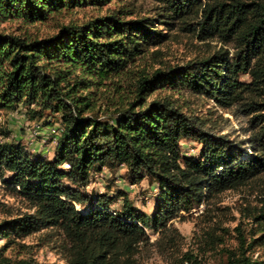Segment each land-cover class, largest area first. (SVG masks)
I'll list each match as a JSON object with an SVG mask.
<instances>
[{
	"label": "trees",
	"instance_id": "obj_1",
	"mask_svg": "<svg viewBox=\"0 0 264 264\" xmlns=\"http://www.w3.org/2000/svg\"><path fill=\"white\" fill-rule=\"evenodd\" d=\"M112 1L0 0V22H45L64 11ZM151 1L202 41L231 45L233 55L218 52L181 67L143 71L135 97L104 119L109 111L98 107L91 90L123 74L147 46L167 39L154 30L153 20L121 21L113 13L31 41L0 32V111L22 106L33 119L50 112L61 116L63 126L52 161L29 154L21 142L0 140V181L32 210L3 221V239L59 229L68 243L69 264H140L142 249L151 245L147 230L166 236L182 213L264 176V0ZM54 65L65 69L52 71ZM161 87L187 89L232 110L236 120L244 116L248 142L205 129L170 100L148 101ZM182 139L202 146L198 158L182 156ZM121 166L133 184L156 183L152 215L136 208L126 192H120L123 205L115 211L117 197L86 191L92 173ZM0 264H7L1 250ZM229 264L264 263L238 256Z\"/></svg>",
	"mask_w": 264,
	"mask_h": 264
},
{
	"label": "rangeland",
	"instance_id": "obj_2",
	"mask_svg": "<svg viewBox=\"0 0 264 264\" xmlns=\"http://www.w3.org/2000/svg\"><path fill=\"white\" fill-rule=\"evenodd\" d=\"M113 13L121 21L153 20L154 30L168 37L159 45L147 46L145 53L129 64L123 74L103 86L93 87L92 97L98 107L103 112L109 111L107 115L105 112L101 115L102 119L135 97L134 86L143 71L152 74L158 69L181 67L218 52H229V57L233 55L231 45L218 39L202 41L195 34L184 31L176 21L167 18L163 7L151 0H113L100 8L64 11L45 22L29 23L21 18L4 20L0 22V32L27 41L45 39L56 35L61 26L84 25ZM64 69V66L54 65L51 70ZM77 75L81 76V73ZM240 80L248 82L250 78L241 76ZM154 99L172 101L189 118L201 121L205 129L222 132L231 141L247 143L249 140L244 130L248 128L247 119L240 116L236 120L232 110L221 108L216 100L187 89L170 87H161L149 93L147 100ZM43 114L44 118L33 119L22 106L10 113L0 111V140L21 142L29 154L54 160L63 130L61 116L50 112ZM3 134H8V137ZM180 147L183 157L198 158L202 150L198 142L190 139H182ZM244 150H250L248 144ZM132 180L124 166L104 168L102 172L92 173L86 191L117 197L113 205L115 211L123 205L120 192H126L136 208L152 215L156 208V183L145 179L133 184ZM263 208L264 176L237 190L218 194L210 201L196 205L190 212L182 213L183 219L171 222L175 230L166 236L147 230L151 245L142 249L140 264H229L238 256L264 263V219L260 217ZM25 213H32L29 204L0 181V224ZM67 248L68 243L59 229H45L24 238H12L11 241L0 236V250L7 264H69Z\"/></svg>",
	"mask_w": 264,
	"mask_h": 264
}]
</instances>
